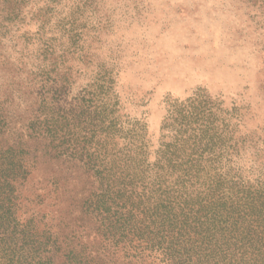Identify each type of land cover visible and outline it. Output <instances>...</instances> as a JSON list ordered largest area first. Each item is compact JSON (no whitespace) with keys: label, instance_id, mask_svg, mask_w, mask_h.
Wrapping results in <instances>:
<instances>
[{"label":"trees","instance_id":"trees-1","mask_svg":"<svg viewBox=\"0 0 264 264\" xmlns=\"http://www.w3.org/2000/svg\"><path fill=\"white\" fill-rule=\"evenodd\" d=\"M3 2L10 21L20 1ZM32 18L33 50L0 59V264H264V174L234 166L228 113L203 95L172 102L151 151L109 70L72 94V63L88 60L74 16L51 27L57 44Z\"/></svg>","mask_w":264,"mask_h":264},{"label":"rangeland","instance_id":"rangeland-1","mask_svg":"<svg viewBox=\"0 0 264 264\" xmlns=\"http://www.w3.org/2000/svg\"><path fill=\"white\" fill-rule=\"evenodd\" d=\"M15 1L20 7L7 21L0 0V59L16 66L33 50L37 13L49 20L44 36L54 44L59 34L51 27L74 16L89 64L72 63V94L96 71L109 70L121 120L145 127L151 151L168 105L203 95L228 113L234 137L244 141L234 166L248 179L264 174V0ZM29 62L34 70L36 61ZM7 78L0 72V99ZM9 83L14 89L17 81ZM47 204L37 211L51 213Z\"/></svg>","mask_w":264,"mask_h":264}]
</instances>
